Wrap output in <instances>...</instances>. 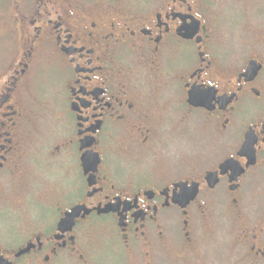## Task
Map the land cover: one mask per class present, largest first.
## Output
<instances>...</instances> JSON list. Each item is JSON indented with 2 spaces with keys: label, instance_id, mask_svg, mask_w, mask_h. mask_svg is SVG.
<instances>
[{
  "label": "flooded vegetation",
  "instance_id": "obj_1",
  "mask_svg": "<svg viewBox=\"0 0 264 264\" xmlns=\"http://www.w3.org/2000/svg\"><path fill=\"white\" fill-rule=\"evenodd\" d=\"M112 3L28 0L8 28L0 215L26 217L0 264H264V29Z\"/></svg>",
  "mask_w": 264,
  "mask_h": 264
},
{
  "label": "rangeland",
  "instance_id": "obj_2",
  "mask_svg": "<svg viewBox=\"0 0 264 264\" xmlns=\"http://www.w3.org/2000/svg\"><path fill=\"white\" fill-rule=\"evenodd\" d=\"M53 1H72V0H53ZM81 1L84 6L88 4H98L102 0H73ZM118 11L146 8L154 0H112ZM213 7L219 17V43H247L252 45L253 38L259 37L264 29V0H212ZM28 0H0V59H5L7 35L10 33L9 27L14 25V18L27 6ZM100 6V5H96ZM234 33V34H233ZM238 36V37H236ZM250 36V38H249ZM11 192V191H10ZM7 198L11 203H18L16 199ZM14 210H6L0 215V224L9 226L15 220H23L26 217L22 205L11 206ZM22 224V223H20ZM2 229L0 234L2 235Z\"/></svg>",
  "mask_w": 264,
  "mask_h": 264
}]
</instances>
